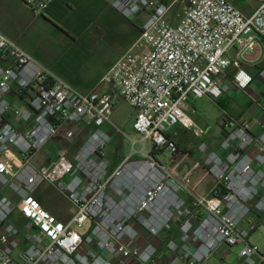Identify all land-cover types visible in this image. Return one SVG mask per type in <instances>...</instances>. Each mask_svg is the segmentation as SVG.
<instances>
[{"label": "built area", "instance_id": "1", "mask_svg": "<svg viewBox=\"0 0 264 264\" xmlns=\"http://www.w3.org/2000/svg\"><path fill=\"white\" fill-rule=\"evenodd\" d=\"M257 1L245 16L229 0H174L183 9L171 25L169 7L156 0H115L124 17H148L138 43L86 94L0 33V264H210L222 247H240L237 264H264L249 242L264 228V124L255 130L248 117L222 112L217 150L199 142L188 169L181 167L189 153L170 136L180 127L205 138L188 101L220 99L228 68L237 70V88L251 84L239 60L264 40V0ZM49 4L38 0L37 11ZM119 103L133 110L134 139L111 121ZM258 109L254 102L251 111ZM79 124L87 130L80 145L32 165L62 128ZM117 134L131 151L111 167L106 149ZM73 136L64 132L65 141ZM43 186L68 202V217L43 206ZM179 218L162 246L160 236Z\"/></svg>", "mask_w": 264, "mask_h": 264}, {"label": "crops", "instance_id": "2", "mask_svg": "<svg viewBox=\"0 0 264 264\" xmlns=\"http://www.w3.org/2000/svg\"><path fill=\"white\" fill-rule=\"evenodd\" d=\"M114 1L50 0L47 9L39 12L37 11L38 0H0V33L14 41L38 64L47 68L57 78L78 92L86 94L100 82L126 52L138 43L140 27L148 17L145 12H140L130 19L126 18L113 8ZM156 1L169 7L166 15L168 23L177 24L182 15L183 4L174 2V0ZM229 1L233 2V0ZM233 4L243 15L248 16L256 8L258 1L235 0ZM228 56L234 58L235 50H230ZM72 64H76L81 70L73 72ZM239 68L252 78V82L245 90H240L235 86L233 80L237 70L233 67L228 68L222 83L228 87L227 92H230L233 97L230 98V109L226 111L223 109L222 112L225 111L234 117H248L252 128L257 130L260 124H264V109L259 102L252 99L251 95L246 94V91L259 90L262 92L264 90V80L260 77V72L264 68V40H260L254 51L239 60ZM104 89L105 86H102L99 91ZM241 93L246 95L244 101H239L235 97ZM196 101L204 103L212 100L209 98L190 99L189 106L196 104ZM254 102L259 104V109L251 111ZM22 105L20 101L15 102V106L18 108ZM194 122L198 124L197 121ZM220 122L218 123L219 127ZM66 130H71L74 134L69 142L64 139ZM86 134L87 130L82 124L67 126L58 132L51 145H56L58 149L67 146L73 150L80 145ZM173 136L178 135L174 132ZM173 136L171 137L173 138ZM173 139L175 140V138ZM175 142L180 144V140H175ZM218 143L214 147L213 143L209 146L217 150ZM118 154L120 156H107L111 167L116 166L122 159V155L119 152ZM190 166L189 161L183 169H188ZM199 174V171L192 173L193 181H197ZM208 187L201 193L204 194ZM180 220L179 218L173 222L169 229L160 236L159 240L162 246L174 235ZM224 250V247L220 248L212 258Z\"/></svg>", "mask_w": 264, "mask_h": 264}, {"label": "rangeland", "instance_id": "3", "mask_svg": "<svg viewBox=\"0 0 264 264\" xmlns=\"http://www.w3.org/2000/svg\"><path fill=\"white\" fill-rule=\"evenodd\" d=\"M73 65V64H72ZM78 66L73 65V72H78ZM246 94L251 95L254 101L259 102L260 106L264 109V90L262 92L258 91H246ZM223 96V95H222ZM244 93L238 94L235 96L238 98L239 101H244L246 99ZM231 97L233 95L230 92L225 93V95L216 101H196V104L189 106L190 109L187 114L188 116L197 121L199 125L203 126L206 129V136L204 139L199 140L194 138L191 133L183 131L179 127L174 128L170 132V135L173 136L174 132L178 136H173L175 140H180L179 144V151L182 154L183 152L189 153V159L185 161L181 168H184V165L190 161V164L194 161V159H198V154L196 152L197 146L199 142L204 141L208 145L213 143V147L216 146L221 139V130L218 126V123L221 120V113L223 109L229 110L231 104ZM132 115L133 110L125 103L117 104L114 112L111 116L112 123L122 132H124L130 139L135 138V134L132 131ZM202 121V124H200ZM111 135V133H109ZM63 145V144H62ZM77 145V143H76ZM75 145V146H76ZM58 147L52 144L45 150H42L36 159L34 160L33 164L35 167L46 165L49 161H52L56 157ZM118 151L122 157L127 156L131 151L130 142L126 139L120 137V135H116L112 141V144L106 149V154L108 157H112L114 155L120 156ZM164 157L167 158L169 155L167 153L164 154ZM182 171V170H181ZM210 184V180L207 179L204 183L201 184L199 190L204 192V189L208 187ZM41 195L44 197V204L46 209L54 214L56 217L65 219L71 213L70 205L66 200L60 197L56 192L50 189L47 186H43L40 190ZM86 226L82 230H78L79 232L85 230ZM249 242L258 247L261 253L264 252V228L258 227L256 232L252 234L249 239ZM224 252L215 255L211 260L210 264H237L239 262L238 259V252L240 247L234 248H224ZM216 253V252H215ZM214 253V254H215ZM222 258V260H221ZM176 264H184L183 262L179 261Z\"/></svg>", "mask_w": 264, "mask_h": 264}, {"label": "trees", "instance_id": "4", "mask_svg": "<svg viewBox=\"0 0 264 264\" xmlns=\"http://www.w3.org/2000/svg\"><path fill=\"white\" fill-rule=\"evenodd\" d=\"M177 145H178V147H179V144H177ZM40 202H41V203L43 204V206L45 207V204H44V202H43V201H41V200H40Z\"/></svg>", "mask_w": 264, "mask_h": 264}]
</instances>
